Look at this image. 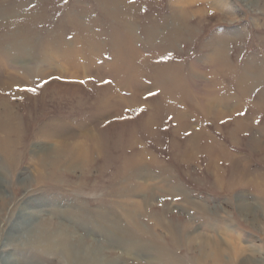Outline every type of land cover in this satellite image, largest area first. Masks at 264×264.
<instances>
[{
  "label": "rangeland",
  "instance_id": "374dc122",
  "mask_svg": "<svg viewBox=\"0 0 264 264\" xmlns=\"http://www.w3.org/2000/svg\"><path fill=\"white\" fill-rule=\"evenodd\" d=\"M192 1L0 0V264L264 256V0Z\"/></svg>",
  "mask_w": 264,
  "mask_h": 264
},
{
  "label": "bare ground",
  "instance_id": "6f19581e",
  "mask_svg": "<svg viewBox=\"0 0 264 264\" xmlns=\"http://www.w3.org/2000/svg\"><path fill=\"white\" fill-rule=\"evenodd\" d=\"M182 1H187V0H182ZM194 1V0H193ZM192 1V2H193ZM222 1H227V0H222ZM215 2H217V4H220L221 6H224V5H226V3H222L220 0H215ZM183 3H185V2H183ZM189 3H191V0H190V2ZM206 4V6H207V3H205ZM183 5V4H182ZM248 5V4H247ZM232 6V5H231ZM248 6H250V5H248ZM218 49V48H217ZM216 53V52H215ZM63 77H65V78H80V73H75L74 71H64V73H60ZM54 75H57V73L56 72H54V73H50V74H48L44 79H46V78H49V77H51V76H54ZM43 79V80H44ZM8 103V102H7ZM6 112V111H5ZM7 114H5V116H6ZM4 116V117H5ZM4 117H0V123L1 122H3L4 123V126H3V124L1 125L0 124V126L1 127H5V130H8V129H11V128H8V125H5L7 122H4ZM6 119V118H5ZM17 121V120H16ZM17 123H18V121H17ZM19 124V123H18ZM16 125V124H15ZM12 127V126H11ZM16 129H17V126H15L14 127V129L13 130H15L16 131ZM12 130V131H13ZM7 140L5 141V144L4 145H6V146H8V145H10V143H12V140H11V138L10 139H8V138H6ZM4 141V140H3ZM3 143V142H2ZM11 148V147H10ZM77 154H80V153H77ZM70 155H72L71 157H69V158H74L76 155H75V153L73 152V153H70ZM34 156V155H33ZM61 164H63V166H65V167H74L75 166V162H74V159H72V160H69V161H67V162H64V163H61ZM57 165H59V162L57 163ZM237 165V164H236ZM142 187H143V185H142ZM141 186H139V188H138V190L137 191H140L141 190V188H142ZM178 194V193H177ZM138 204V203H137ZM245 206H247L246 204H245ZM138 208H139V206H137L136 204H134V206L132 207V208H130L129 210H128V212H127V214L131 217V218H133L132 216L134 215V213H136L137 211H138ZM243 208H245L244 206H243ZM153 214H155V216L156 217H154V219L153 220H155V219H157V220H155L156 222H155V226L156 227H159L161 224H162V222L164 223L165 222V224H169L166 220H163V217H162V214H160L159 212H154ZM135 215H137V214H135ZM136 226L137 227H139L140 226V223H137L136 224ZM169 226H170V228L172 229V232L171 233H177L178 234V236L180 235V237L182 236V233H184L185 232V229H183V228H180V227H174V225L172 224V222H170V224H169ZM227 228H226V230H227V232H226V234H227V236H229V237H231V238H235L236 239V237L237 236H235L236 235V233H235V231L236 230H234L233 228H232V226L231 225H227L226 226ZM112 232V231H111ZM115 232V231H114ZM169 232V231H168ZM115 233H117V231L115 232ZM114 233V234H115ZM240 235V233L238 232V236ZM46 237H47V235H46ZM215 236H210V240H211V242H212V247H211V249H210V251H205V250H203V253L201 254V255H203L205 258H210V257H212V258H214L215 259V261L216 260H218V258H219V254H218V250H217V247H218V244L216 243V240H215V238H214ZM237 239H240V237H237ZM42 241L44 242V243H46V244H48L47 246H49L50 248H54V247H59V246H61L62 248H64L65 249V253L67 254V256H68V259H69V262H70V264H97V255H94V253H93V251L91 252V256L89 257V258H86V259H84L83 258V256H78V255H76L71 249H70V245H68V243H66V241H65V238L63 237L62 238V240H53L52 238L50 239L49 238V240L47 239V238H42ZM53 241L55 242V243H53ZM240 241V240H239ZM252 241V240H251ZM250 241V242H251ZM187 242V241H186ZM254 244H253V246L252 247H250V248H248V249H250L254 254H256L257 252H259L260 254H264L263 253V250H262V246H259L258 244H256L255 242H253ZM56 244V245H55ZM152 245V244H151ZM152 247L154 248H156L157 250H158V253H159V249H161V251H163V248H162V246H154V245H152ZM241 247V246H240ZM241 249L242 250H245L246 248H242L241 247ZM157 250H156V252H157ZM238 250L239 251H241L240 250V248H238ZM56 251V250H55ZM43 252V251H42ZM89 252V253H90ZM99 251H97V253H98ZM166 252V251H165ZM250 252V251H249ZM248 252V253H249ZM61 253V252H60ZM96 253V254H97ZM100 253V252H99ZM246 253V252H245ZM252 253V254H253ZM48 254V253H47ZM58 254V253H57ZM84 254V253H83ZM245 255V254H244ZM5 256V255H4ZM3 256V257H4ZM76 256H78V257H76ZM84 256H85V254H84ZM99 256V255H98ZM256 256V255H255ZM260 256V255H259ZM247 257H248V255H247ZM243 258H244V256H243ZM102 259V258H101ZM101 259H99V260H101ZM242 259V258H241ZM1 260H3V262H4V264H12L11 262H10V260H9V258L7 257V256H5L3 259H1ZM66 260V259H65ZM104 260V259H103ZM236 260H238V259H236ZM250 260L252 261V262H254L255 264H258V262H262L263 260H264V256H262L261 257V260H258L257 259V257H252V258H250ZM12 261V260H11ZM102 261V260H101ZM105 261V260H104ZM106 262V261H105ZM109 262V261H108ZM66 263H67V260H66ZM104 263V262H103ZM115 263V262H114ZM113 263V264H114ZM117 263V262H116ZM222 263V262H221ZM253 263V264H254ZM109 264H110V262H109ZM213 264H219V263H217V262H215V263H213ZM223 264V263H222ZM238 264V263H237ZM244 264V263H243ZM247 264V263H246ZM248 264H251V262L250 263H248Z\"/></svg>",
  "mask_w": 264,
  "mask_h": 264
}]
</instances>
